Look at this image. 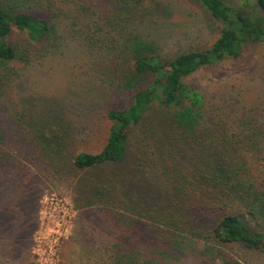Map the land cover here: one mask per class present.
Segmentation results:
<instances>
[{"label":"trees","instance_id":"1","mask_svg":"<svg viewBox=\"0 0 264 264\" xmlns=\"http://www.w3.org/2000/svg\"><path fill=\"white\" fill-rule=\"evenodd\" d=\"M107 1L111 7L94 19L86 9L82 18L59 11L55 0H0L1 94L9 86L2 66L28 62L32 45L58 56L74 40L75 51L90 55L94 47L102 55L91 100L42 96L11 113L12 127L0 121V183L7 172L25 173L22 157L54 178L68 175L77 209L107 213L130 255L200 239L204 253L235 243L264 251L263 226L253 231L249 223H264V117L206 106L203 91L185 82L264 43V0L249 10L245 1L193 0L222 22L205 47L188 44L201 29L172 21L171 0ZM17 31L28 40L24 48L13 41ZM128 93L127 106L112 105ZM108 121L104 144L83 149ZM24 143L29 154H20Z\"/></svg>","mask_w":264,"mask_h":264},{"label":"rangeland","instance_id":"2","mask_svg":"<svg viewBox=\"0 0 264 264\" xmlns=\"http://www.w3.org/2000/svg\"><path fill=\"white\" fill-rule=\"evenodd\" d=\"M55 1L59 11L78 18L87 14V10L96 19L95 11L100 13L102 8L111 7L107 0ZM226 1L236 6L245 1L246 10L255 3V0ZM170 4L176 11L172 21L193 30L201 29L199 38L189 45L208 46L220 34L222 22L212 18L197 2L171 0ZM13 41L21 48L28 42L21 31L14 34ZM73 42L70 40L58 56L44 45H32L28 62L12 61L2 66L9 85L5 95L0 93V121L4 126H13V122H9L12 112L18 113L26 107L32 109L29 102L36 98L39 101L42 96L56 97L72 105L92 99L88 91H94L100 84L93 78L97 74L93 65L102 55H98L94 47L87 51L90 55L75 51L77 45ZM178 49V46L172 47V51ZM185 82L203 91L206 106L263 118L264 43H249L240 57L201 68ZM85 91L87 94L83 97ZM101 99L100 103H104L105 99ZM130 101L128 93L114 100L112 105L123 108ZM97 109L96 113H103L99 104ZM110 124L109 121L104 123L102 133L93 136L96 142L82 148L99 149L106 140ZM24 145L26 152L20 154H29L28 150L32 149ZM22 158L25 173L7 172L0 183V264H125L128 259L132 264H220L226 259L236 264H264V251L235 243L211 245L214 249L204 253L206 243L201 239L172 244L163 250L142 249L130 255L128 245L116 240L121 230L112 227L107 213L96 208L77 209L73 200L74 179L68 175L54 178L38 162ZM249 223L253 231L264 228L262 222Z\"/></svg>","mask_w":264,"mask_h":264}]
</instances>
